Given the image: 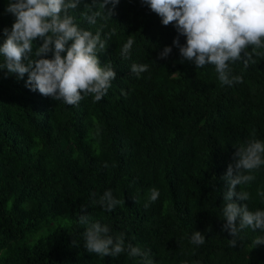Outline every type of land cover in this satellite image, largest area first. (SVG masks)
<instances>
[{"label":"trees","instance_id":"trees-1","mask_svg":"<svg viewBox=\"0 0 264 264\" xmlns=\"http://www.w3.org/2000/svg\"><path fill=\"white\" fill-rule=\"evenodd\" d=\"M92 3L82 0L73 15L107 40L98 59L101 66L111 61L116 77L100 101L82 94L67 105L31 91L27 73L18 79L0 70V264H264V244L254 246L264 231L243 229L235 247L222 231L227 166L241 145L264 142V56L247 67L229 62L242 79L225 85L214 65L197 68L180 56L173 40L184 46L186 38L142 0L108 3L111 15L95 25L79 15ZM8 4L0 0V46L15 22ZM165 47L171 52L162 59ZM133 63L148 69L137 77ZM244 174L255 179L236 191L249 199L231 202L264 210V165ZM150 189L159 191L151 203ZM108 190L124 201L112 212L98 202ZM97 222L147 256L87 251L84 232ZM194 232L205 237L202 245L191 242Z\"/></svg>","mask_w":264,"mask_h":264},{"label":"clouds","instance_id":"clouds-1","mask_svg":"<svg viewBox=\"0 0 264 264\" xmlns=\"http://www.w3.org/2000/svg\"><path fill=\"white\" fill-rule=\"evenodd\" d=\"M81 3L82 0H9L5 11L15 17V22L10 30H3L6 39L0 46L3 57L0 70L6 69L18 79L27 73L26 87L67 105H77L83 99L82 94H94V99L100 101L112 86L116 73L111 61L100 65L98 53L107 46V40L101 38V30L93 33L77 23L73 13ZM108 3L115 6L118 0H93L92 5H85L79 15L88 24L95 25L97 18L108 19L111 15V10L107 14L104 12ZM142 3L161 18L162 25L174 23L178 34L186 38L184 46L179 45L178 38L173 40L180 56L197 68L214 65L222 84L231 86L242 79L232 76L229 62L242 61L247 67L249 63H256L253 56H264V52L257 51L264 49V0H142ZM111 34L114 35L115 30ZM37 39L42 44L33 51ZM133 44L134 40L129 36L121 55L129 58ZM249 46H253L250 51ZM49 52L51 59L42 58ZM170 52L171 48L165 47L160 58H166ZM147 69V64L133 63L130 70L139 77ZM261 165H264V142L251 139L235 150L222 177L226 182L223 193L226 223L222 231L232 237L229 240L231 247H235L238 233L245 228L264 231V210L253 212L246 203L231 202L233 197L242 202L249 199L248 192L236 191L237 186L254 180L253 175L244 173ZM158 197L159 191L150 189L149 203ZM98 202L108 212L124 204L113 198L111 190L106 191ZM79 222L87 224L88 216L80 215ZM110 231L107 225L91 224L84 232V247L101 257H115L126 250L130 257L147 256L131 244L126 249L124 234L114 239L109 235ZM191 242L202 245L205 237L194 232ZM261 244H264V236L254 240V246ZM145 264L152 262L145 260Z\"/></svg>","mask_w":264,"mask_h":264}]
</instances>
